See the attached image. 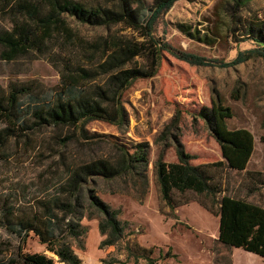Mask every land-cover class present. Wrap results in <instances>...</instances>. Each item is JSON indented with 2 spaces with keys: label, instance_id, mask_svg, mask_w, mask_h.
Segmentation results:
<instances>
[{
  "label": "rangeland",
  "instance_id": "rangeland-1",
  "mask_svg": "<svg viewBox=\"0 0 264 264\" xmlns=\"http://www.w3.org/2000/svg\"><path fill=\"white\" fill-rule=\"evenodd\" d=\"M12 18L0 0V32L11 28ZM251 20H264V0H177L160 14L153 31L170 48L161 50L157 57L146 52L138 59L139 64L152 66L155 74L134 79L123 92L126 122L88 121L86 129L91 138L82 148L75 141H64L68 128L28 129L11 137L0 148V264H8L22 245L26 252L45 253L55 259V264H64L34 231L23 243L10 230L9 211L25 214L38 209L40 199L55 192L74 161L110 155L113 142L132 147L143 141L150 144L149 188L143 201L134 191L113 192L117 182L95 178L90 185L113 208L121 210L119 218L126 228L117 244L101 247L105 235L99 230V219L86 215L81 221L87 229L81 238L83 247L71 240L82 264H112L114 260L117 263L113 264H135L136 259L139 264H149L140 256L142 251H136V255L133 243L153 247L152 256L161 264H264L259 255L227 247L217 240L219 217L198 201L196 193L175 191L174 199L182 204L172 209L161 199L155 175V161L166 143L169 146L164 150V160L172 162L178 161L176 145L180 142L194 155L191 163H214L210 170L222 193L264 206V59L254 55L225 68L192 64L174 54L185 51L231 61L240 50L262 43L249 34ZM70 21L85 37L104 31L81 25L73 18ZM116 28L137 35L131 28ZM3 49L0 44V88L7 90L11 83H27L41 96L57 88L60 65L51 60L50 54L31 51L7 60L2 57ZM22 100L30 102L29 96ZM218 101L233 109L228 119L230 128L246 127L254 134L255 149L246 170L219 164L223 160L220 144L200 114L202 108ZM6 125L0 119V129ZM204 199L210 205L211 199ZM169 248L177 256H165Z\"/></svg>",
  "mask_w": 264,
  "mask_h": 264
},
{
  "label": "trees",
  "instance_id": "trees-1",
  "mask_svg": "<svg viewBox=\"0 0 264 264\" xmlns=\"http://www.w3.org/2000/svg\"><path fill=\"white\" fill-rule=\"evenodd\" d=\"M176 1L153 0L148 4L146 0H98L94 3L81 0H3V8L9 9L13 18L11 28L0 32V44L4 48L2 57L13 60L31 51L50 54L51 60L60 65L61 78L57 88L43 96L27 83H11L7 90L0 88V119L7 122L0 129V148L18 131L49 126L68 128L64 141L68 144L75 141L82 148L91 138L86 129L88 121L126 122L123 92L134 79L155 74L152 66L139 64L138 59L146 52L157 57L161 50L170 48L156 38L153 31L160 14ZM71 18L81 25L104 31L85 37L72 25ZM119 25L124 29L131 28L143 39L122 32L116 28ZM248 31L262 43L240 50L231 61L185 51H175L174 54L192 64L225 68L245 62L254 55L264 59V20L249 21ZM199 38L205 40L204 37ZM23 96H29L28 104L23 102ZM200 114L220 144L223 160L219 164L236 171L246 170L255 149L252 131L246 127L230 128L228 119L233 116V109L221 101L202 108ZM166 147L155 161L161 199L173 209L182 204L174 199L175 191L196 193L200 197L198 201L219 216V242L227 247H240L264 259V206L222 193L210 170L214 163H191L194 155L187 152L180 142L176 145L178 161H165ZM113 148L110 155L74 161L68 166L64 179L57 183L55 192L40 199L34 212L16 214L9 211L10 230L23 243L29 232L34 231L64 264H82L71 240L78 241L83 247L81 238L87 229L81 221L86 215L99 219V230L105 235L101 247L117 244L126 228L119 218L121 210L113 208L90 185L95 178L117 182V189H112L113 192L134 191L136 197L143 201L149 188L150 144L143 141L129 147L113 142ZM219 193L222 195L217 197ZM205 197L211 199L210 205ZM131 248L135 253L142 251L140 256L149 264H161L152 256L153 247L133 243ZM165 256L177 254L169 248ZM8 264H55V259L45 253L26 252L22 245ZM135 264H139L137 259Z\"/></svg>",
  "mask_w": 264,
  "mask_h": 264
},
{
  "label": "crops",
  "instance_id": "crops-1",
  "mask_svg": "<svg viewBox=\"0 0 264 264\" xmlns=\"http://www.w3.org/2000/svg\"><path fill=\"white\" fill-rule=\"evenodd\" d=\"M219 217V216H218Z\"/></svg>",
  "mask_w": 264,
  "mask_h": 264
}]
</instances>
